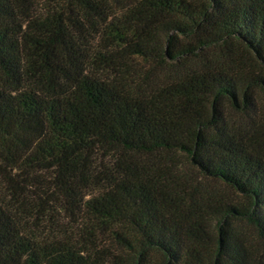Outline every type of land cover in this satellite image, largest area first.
<instances>
[{
    "label": "trees",
    "instance_id": "1",
    "mask_svg": "<svg viewBox=\"0 0 264 264\" xmlns=\"http://www.w3.org/2000/svg\"><path fill=\"white\" fill-rule=\"evenodd\" d=\"M203 1L75 0L86 24L0 0V169L23 181L0 264H264V118L235 122L264 98V0ZM28 194L124 229V252L30 237Z\"/></svg>",
    "mask_w": 264,
    "mask_h": 264
},
{
    "label": "rangeland",
    "instance_id": "2",
    "mask_svg": "<svg viewBox=\"0 0 264 264\" xmlns=\"http://www.w3.org/2000/svg\"><path fill=\"white\" fill-rule=\"evenodd\" d=\"M108 3L114 5L117 12L124 7H127L134 3L135 0H106ZM196 5L204 4L203 0H190ZM33 2L34 12L33 14L37 17H40L41 20L52 18V16L60 15L64 13V17L68 18L71 15V10L75 16H79L80 21H83L87 24V19H84L79 12L75 0H31ZM82 16V17H81ZM182 40V39H180ZM236 52H245V45L241 42L235 43ZM41 76H37L35 79H31L28 82V86L34 90H43L44 81H41ZM257 111H236L235 110V122L238 124L247 125L251 123L257 117L264 118V98L262 95H259V103ZM3 141L0 135V159L1 154L5 153V148L2 147ZM161 165L166 166L169 162L163 160L160 162ZM0 166H2V160H0ZM16 172L8 168L6 173L0 169V196L6 201L11 203L13 206H16L15 198L12 197L13 192L11 191V186L8 183V179L13 178L16 181L21 182L22 177L17 178ZM45 179L52 178V174H43ZM200 180L204 184H208L210 187H215L219 190L226 191L222 183H217L213 180H206L200 177ZM30 189V188H27ZM20 193H18L19 196ZM33 194V190L31 193ZM28 194V196H29ZM33 195H30L31 201L27 200L28 203L24 206V212L26 213V230L27 234L30 237H33L37 240H46L53 237H61L64 239L71 240L72 242L82 246L83 249L89 251H109L111 253H123L124 249L121 247V241L114 234V232L125 233L122 228H107L105 226L99 225L94 222L90 217L85 216L84 214H76L72 216L70 213H66L60 204H43L38 199L32 198ZM235 192V199H237ZM241 226L247 233L253 234L252 230L248 227L246 223H242Z\"/></svg>",
    "mask_w": 264,
    "mask_h": 264
}]
</instances>
